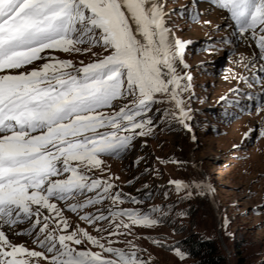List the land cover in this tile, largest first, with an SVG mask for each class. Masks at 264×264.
I'll return each instance as SVG.
<instances>
[{
	"label": "rangeland",
	"instance_id": "rangeland-1",
	"mask_svg": "<svg viewBox=\"0 0 264 264\" xmlns=\"http://www.w3.org/2000/svg\"><path fill=\"white\" fill-rule=\"evenodd\" d=\"M159 1L169 40L186 43L184 62L188 67L177 60L176 68L180 75L192 77L189 89L182 92L184 107L190 110L185 121L189 127L176 118L174 101L157 94L159 102L137 118L151 121L143 129L147 134H132L125 149L100 154L102 163L86 171L90 180L112 185L107 194L102 186L78 192L66 203L52 198L50 202L57 206L60 216L34 205V212L37 207L40 211L39 224L33 216L34 229H27L29 223L6 227L11 244L44 253L42 257H31V264H53L54 252L48 251V244L39 246L47 234L40 231L45 217L49 218V232L57 237L76 232L81 243L69 242L73 248L100 253L105 258L115 256L90 241L84 231L105 248L135 251L144 264H204L188 251L197 241L216 247L214 254L206 250L203 254L220 257V264H264V89L254 77L256 67L262 64L258 58L261 54L245 34L236 37L231 33L227 14L208 2ZM78 47L79 52L46 50L41 54L44 59L32 68L48 62L50 56L71 60L80 68L109 54L101 44ZM87 48L91 51H83ZM133 99L125 96L101 111L113 113ZM140 131L136 129L135 133ZM69 175L62 173L53 179ZM173 181H182L188 187L177 189ZM89 198L99 202L75 211L70 207L84 204ZM127 210L148 215L157 223L134 224L127 215L119 214ZM86 216L90 219H84ZM101 216L104 218L99 219ZM56 247L59 249L58 243Z\"/></svg>",
	"mask_w": 264,
	"mask_h": 264
},
{
	"label": "snow or ice",
	"instance_id": "snow-or-ice-1",
	"mask_svg": "<svg viewBox=\"0 0 264 264\" xmlns=\"http://www.w3.org/2000/svg\"><path fill=\"white\" fill-rule=\"evenodd\" d=\"M213 2L227 10L241 33L251 30L253 38L257 28L264 33V0ZM164 15L156 0H0V133H4L0 135V221L14 225L35 216L39 224V207L34 212V205L61 215L50 202L52 197L68 199L102 186L107 194L110 183L90 180L85 173L102 163L100 154L118 153L129 145L132 134H147L143 129L151 121L137 118L159 102L157 94L174 101L176 118L189 127L182 92L189 89L192 77L180 75L176 68L177 60L188 67L186 43L169 40ZM84 43L101 44L109 54L80 68L71 60L50 56L38 68L12 74L43 60L46 50L79 52L78 45ZM257 44L264 51V35ZM125 96L134 99L113 113L101 111ZM101 128L110 130L100 132ZM136 129L142 131L135 133ZM122 131L126 134L120 135ZM62 173L70 175L53 179ZM172 183L177 189L188 187L182 181ZM98 202L89 198L70 207L75 211ZM119 214L134 224L157 223L135 210ZM48 219L40 230L47 233L40 243L54 252L53 264H144L135 251L105 248L86 231L84 236L115 258L77 250L69 242L80 244L78 233L57 237L48 231ZM42 256L11 244L0 230V264H31V257Z\"/></svg>",
	"mask_w": 264,
	"mask_h": 264
},
{
	"label": "trees",
	"instance_id": "trees-1",
	"mask_svg": "<svg viewBox=\"0 0 264 264\" xmlns=\"http://www.w3.org/2000/svg\"><path fill=\"white\" fill-rule=\"evenodd\" d=\"M210 251L211 253L214 254V250H216V247H212V246H208L206 243L204 242H193L189 247H188V251L189 253L196 258H199L200 260H202V262L204 264H220V257H214L213 255L210 257H206L205 253L203 254L204 251ZM222 259L225 260V256H221Z\"/></svg>",
	"mask_w": 264,
	"mask_h": 264
},
{
	"label": "bare ground",
	"instance_id": "bare-ground-1",
	"mask_svg": "<svg viewBox=\"0 0 264 264\" xmlns=\"http://www.w3.org/2000/svg\"><path fill=\"white\" fill-rule=\"evenodd\" d=\"M156 3H158V4H160V1L159 0H156ZM212 7L213 8H216L215 6H213L212 5ZM230 28V27H229ZM231 29V33H233L236 37H240L239 36V33H241L240 31L239 32H236V33H234V28H233V26L230 28ZM243 34V33H242ZM169 37H170V33H169ZM249 45V44H248ZM250 46V45H249ZM250 49H249V52H248V55H250ZM248 58H250V56L248 57ZM247 59V58H246ZM255 63V65H257L258 66V61L256 62H254ZM260 64V63H259ZM33 65V64H32ZM32 65H30V66H27V67H24V68H22V69H20V70H12V74H16L17 73V71H26V70H29L30 68H32L33 66ZM257 68V71H260L261 70V68L262 67H260V65H259V67H256ZM258 74H259V72H258ZM254 77H257V75H254ZM261 87H263V89H264V83H263V81H262V86ZM263 97V96H262ZM188 113L190 112V110H186ZM194 164L196 165V166H198L199 165V163L198 162H195L194 161ZM207 188V187H206ZM218 215L220 216L221 215V212H220V210L218 209ZM222 217V216H221ZM7 228L6 227H4V222L3 221H0V230H3L4 232H5V230H6ZM27 229H28V227H27ZM6 233V232H5ZM6 235H7V237H8V239H9V236H8V234L6 233Z\"/></svg>",
	"mask_w": 264,
	"mask_h": 264
},
{
	"label": "water",
	"instance_id": "water-1",
	"mask_svg": "<svg viewBox=\"0 0 264 264\" xmlns=\"http://www.w3.org/2000/svg\"><path fill=\"white\" fill-rule=\"evenodd\" d=\"M207 192L209 193V195H210V200L212 201V204H213V206H214V208H215V210H216V212H218V207H217V203H216V201L214 200V198H213V196H212V194H211V191H210V188H209V186L207 185ZM220 217V219H221V216H219Z\"/></svg>",
	"mask_w": 264,
	"mask_h": 264
}]
</instances>
